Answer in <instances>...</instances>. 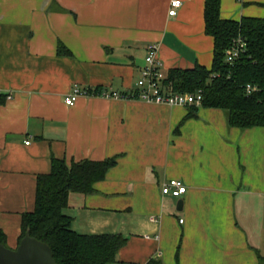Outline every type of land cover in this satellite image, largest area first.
<instances>
[{"label": "crops", "instance_id": "1", "mask_svg": "<svg viewBox=\"0 0 264 264\" xmlns=\"http://www.w3.org/2000/svg\"><path fill=\"white\" fill-rule=\"evenodd\" d=\"M171 1L0 0V230L9 247L54 159L116 156L96 191L71 192L63 209L79 233L127 237L115 264H264V126H230L219 108L187 116L190 106L102 94L135 89L152 43L166 74L212 65L206 0H181L175 15ZM220 10L264 17V0H221ZM75 85L89 93L66 104ZM171 178L187 187L177 202L162 192Z\"/></svg>", "mask_w": 264, "mask_h": 264}, {"label": "trees", "instance_id": "2", "mask_svg": "<svg viewBox=\"0 0 264 264\" xmlns=\"http://www.w3.org/2000/svg\"><path fill=\"white\" fill-rule=\"evenodd\" d=\"M220 5L221 0L205 1L206 31L215 41L212 65L172 68L166 74V81L175 91L201 92L202 106L222 109L230 126L241 129L264 126V17L226 19L221 16ZM238 39L245 43L244 50L229 62L227 52ZM96 90L100 93L99 87ZM198 109L190 106L187 116H197ZM116 163V156L70 164L54 159L51 171L38 176L34 209L22 214L19 243L30 229L32 236L51 246L59 264L116 263L119 250L127 241L125 235L79 233L72 228L73 218L63 211L71 192H95V184ZM0 240L7 245L1 230ZM145 264L165 263L160 257H152Z\"/></svg>", "mask_w": 264, "mask_h": 264}, {"label": "built area", "instance_id": "3", "mask_svg": "<svg viewBox=\"0 0 264 264\" xmlns=\"http://www.w3.org/2000/svg\"><path fill=\"white\" fill-rule=\"evenodd\" d=\"M181 4V0H172L169 13L175 15L177 8ZM244 45L245 43L242 39H238L236 45L227 52L226 60L233 62L238 58L244 50ZM166 78L163 62L159 57V46L157 43H152L148 47L145 64L141 68L135 89L131 92L105 91L102 94L108 97L123 99L137 98L147 102L165 103L168 105L202 106L204 96L201 92L175 91L173 86L166 81ZM248 88L250 89L251 86L249 85ZM88 93V90L83 89L79 85H75L72 91L66 96L65 102L66 104H74L79 97ZM186 191V185L178 178H171L162 183L163 194L181 196Z\"/></svg>", "mask_w": 264, "mask_h": 264}, {"label": "water", "instance_id": "4", "mask_svg": "<svg viewBox=\"0 0 264 264\" xmlns=\"http://www.w3.org/2000/svg\"><path fill=\"white\" fill-rule=\"evenodd\" d=\"M177 208H183L179 200ZM0 264H59L51 246L31 235L28 229L16 248L5 245L0 240Z\"/></svg>", "mask_w": 264, "mask_h": 264}, {"label": "rangeland", "instance_id": "5", "mask_svg": "<svg viewBox=\"0 0 264 264\" xmlns=\"http://www.w3.org/2000/svg\"><path fill=\"white\" fill-rule=\"evenodd\" d=\"M168 195H170V194H168ZM171 196H172L173 200H175L176 202L180 198L179 196H173V195H171ZM113 264H115V263H113Z\"/></svg>", "mask_w": 264, "mask_h": 264}]
</instances>
